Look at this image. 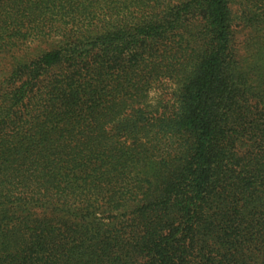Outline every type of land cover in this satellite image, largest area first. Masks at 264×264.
<instances>
[{
    "label": "trees",
    "instance_id": "16d2710c",
    "mask_svg": "<svg viewBox=\"0 0 264 264\" xmlns=\"http://www.w3.org/2000/svg\"><path fill=\"white\" fill-rule=\"evenodd\" d=\"M235 4L0 0V264H264V0Z\"/></svg>",
    "mask_w": 264,
    "mask_h": 264
},
{
    "label": "rangeland",
    "instance_id": "374dc122",
    "mask_svg": "<svg viewBox=\"0 0 264 264\" xmlns=\"http://www.w3.org/2000/svg\"><path fill=\"white\" fill-rule=\"evenodd\" d=\"M245 0H236V7H240L241 4L244 2ZM240 19L235 23L236 25H239L241 22ZM242 26H237V41H238V45L240 46V41H242L245 38L246 32L241 30ZM52 42V41H50ZM32 49L30 50V52H34V51H38V48H46L48 49L50 47V44L48 42H43L42 44L39 45L38 42H34L32 43ZM0 72H2L4 74V76H8L9 72H10V67L9 65H5L4 67L1 66L0 68ZM175 88V84L173 83L172 80H165L159 84H157L155 87H153V89L149 92V96H148V105L151 106L152 109L157 108V107H164L165 109H170L173 107V103H174V99H173V90ZM172 106V107H171ZM139 157H136V159H138ZM129 163V161H127ZM91 170V171H90ZM131 170V168H130ZM139 173V176L142 177H146L148 178L154 185V188L156 190H160L162 192H165L169 186H171V179H172V173L168 172L167 170H165V168L163 169L162 167H160V165L158 164L157 161V157L148 160V162L145 163H138L137 166H135V169L132 171V173L136 174V172ZM92 172V167H90L89 170L84 169L83 170V174L84 176H88V173ZM131 173V175H132ZM82 174V175H83ZM86 174V175H85ZM91 178V177H88ZM170 180V181H169ZM95 205L97 208H100V203L99 202H95ZM112 207V206H110ZM109 212V210L105 211L104 213L98 214V221H100V219H102L103 224L108 223V222H115L117 220H115L114 217L109 218V216L111 215ZM17 214H21V212L18 213V211H16ZM113 213V212H112ZM37 214L41 215L42 213L37 210ZM105 216V218L103 217ZM107 217V218H106ZM75 221V219H74ZM108 228V227H106ZM140 227H137L136 230L139 231ZM126 236V235H124Z\"/></svg>",
    "mask_w": 264,
    "mask_h": 264
}]
</instances>
